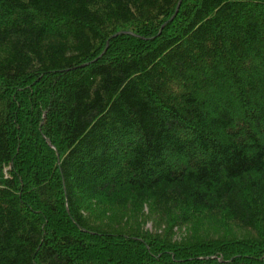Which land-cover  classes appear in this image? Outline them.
Returning <instances> with one entry per match:
<instances>
[{"label": "trees", "instance_id": "obj_1", "mask_svg": "<svg viewBox=\"0 0 264 264\" xmlns=\"http://www.w3.org/2000/svg\"><path fill=\"white\" fill-rule=\"evenodd\" d=\"M0 49V264H264V0H0Z\"/></svg>", "mask_w": 264, "mask_h": 264}, {"label": "rangeland", "instance_id": "obj_2", "mask_svg": "<svg viewBox=\"0 0 264 264\" xmlns=\"http://www.w3.org/2000/svg\"><path fill=\"white\" fill-rule=\"evenodd\" d=\"M5 51L3 49H0V57L3 56ZM145 214L149 212V208L145 207L144 211ZM109 215V212H107ZM107 215V217H108ZM151 218L144 219L143 222L138 225L137 229L143 233L147 234L149 236H157V234H160L164 231V228L159 227L157 225V221H154L153 214L149 215ZM210 222H207L206 220H202L199 218L194 219L191 223H186L181 226L173 225L172 223H168V226H173L171 230V242L174 244H186L191 241H196L198 239H204L207 238V236H215L216 237H223L227 236V240H234V241H241V240H251L253 235L247 231V230H241L239 228H236V226H230L228 225L227 231L223 230H216L213 228V225L207 226V224ZM216 233V235H215Z\"/></svg>", "mask_w": 264, "mask_h": 264}, {"label": "water", "instance_id": "obj_3", "mask_svg": "<svg viewBox=\"0 0 264 264\" xmlns=\"http://www.w3.org/2000/svg\"><path fill=\"white\" fill-rule=\"evenodd\" d=\"M179 5H180V2H179L178 5H177V8H176L175 14H176V12L178 11ZM175 14H174V15H175ZM171 20H172V18H171ZM119 34H120V33H119ZM119 34H116V35H114L113 37H116V36H118Z\"/></svg>", "mask_w": 264, "mask_h": 264}]
</instances>
